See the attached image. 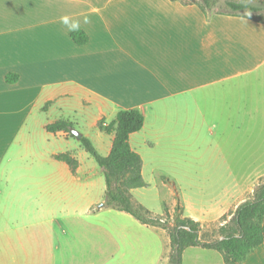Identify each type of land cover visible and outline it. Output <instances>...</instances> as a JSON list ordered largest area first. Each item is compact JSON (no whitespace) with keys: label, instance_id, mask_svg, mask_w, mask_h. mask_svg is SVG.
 Listing matches in <instances>:
<instances>
[{"label":"crops","instance_id":"0c3cea01","mask_svg":"<svg viewBox=\"0 0 264 264\" xmlns=\"http://www.w3.org/2000/svg\"><path fill=\"white\" fill-rule=\"evenodd\" d=\"M64 15L81 21L85 43L71 39L59 23ZM9 72L17 74L13 83L5 80ZM260 78L264 23L245 17H206L197 5L179 0H0V224L3 215L17 211L47 213L51 200L55 206L64 201L67 182H80V161L72 173L54 157L68 152L76 158L78 139L47 131V123L64 118L96 128L94 137L88 131L81 135L107 155L113 133L100 131L97 121L108 123L120 109H137L143 125L129 135V144L142 168L151 155L159 165L172 160L166 154L199 151L195 147L212 131L209 121L217 131L264 134V92L241 95ZM195 163L203 169L212 164ZM229 173L233 177L223 180L217 194L206 199L184 194L158 215L173 219L178 206L182 216L199 223L202 239L220 238L213 232L253 193L258 175ZM85 211L93 219L94 238L100 237L99 244L91 242L86 264H167L170 242L164 229L103 203ZM34 243L3 237L0 230V264H44ZM47 262L55 264V256ZM181 264L225 263L217 250L190 246ZM242 264H264V241Z\"/></svg>","mask_w":264,"mask_h":264},{"label":"rangeland","instance_id":"374dc122","mask_svg":"<svg viewBox=\"0 0 264 264\" xmlns=\"http://www.w3.org/2000/svg\"><path fill=\"white\" fill-rule=\"evenodd\" d=\"M181 1L188 2L190 0ZM252 84L253 87L241 91V95L243 94V97L247 94L253 95L254 91L258 89V96L263 97L261 96L264 92L263 78L256 81L257 85ZM209 122L212 131L202 137L203 141L200 142L199 147L194 146L195 150L200 148L199 151L191 154L189 152L166 154L172 157V160L161 162L159 165H155L152 155L145 157L142 171L146 186L134 189L131 192V201L137 206L141 204L142 210L149 216L166 219L164 215H158L163 212L164 205H169L173 200H179L180 203L184 194L189 197L197 194L203 196L204 199L210 198L224 186L223 180L233 177V175H229V172L235 173V176L244 173L246 175L253 173L252 176H254V172L257 171L254 188L264 182V134L234 135L229 133V129L225 132L217 131L212 126L213 121ZM73 128L79 133L88 131L92 137L97 131L96 128H85L82 122L78 126L73 125ZM68 136L76 139L70 134ZM203 145H209V150L204 151ZM98 152L101 155L105 154L102 153L103 151ZM75 155L82 166L80 182L74 185L70 182L66 183V197L63 202L55 206L56 202L51 200L47 213L26 215L21 213L22 211H17L14 214L2 216L1 235L34 240L33 250L39 251L35 255L39 256V260L44 261V264H48L47 261L52 256L56 258L55 264H86L92 259L89 251L91 242L94 239L98 244L100 242V237L94 238L91 232L90 226L94 222L85 209L87 207L93 209L104 202L103 173L94 158L82 147L75 151ZM27 158L29 159L30 156ZM204 160L210 161L212 164L209 167H204L205 169L200 163L191 165L192 162ZM221 161L223 163L218 164ZM253 163L258 164L257 169L249 167V164ZM202 172L210 174L206 176ZM227 175L230 178H227ZM250 197H252V193L249 195ZM19 204L20 202L17 203V208H19ZM167 220L172 222V219L168 218ZM29 225H33V228L31 229ZM218 234L219 230L213 232L215 237ZM32 235L34 236L32 237ZM211 239L216 238L211 237ZM203 240L209 239L203 238ZM111 246H114L113 242ZM144 247V250L148 252L149 249L145 245ZM59 251L63 252V261L59 260Z\"/></svg>","mask_w":264,"mask_h":264},{"label":"trees","instance_id":"16d2710c","mask_svg":"<svg viewBox=\"0 0 264 264\" xmlns=\"http://www.w3.org/2000/svg\"><path fill=\"white\" fill-rule=\"evenodd\" d=\"M179 1L197 5L206 17L212 14L232 15L264 23V0ZM70 37L77 44L85 43L88 39L82 30L70 32ZM5 80L13 83L17 80V74L6 73ZM143 120V114L137 109H120L108 123L103 119L98 120L96 126L100 131L113 133L110 150L104 156L86 136L81 135L78 140L79 145L94 158L102 170L105 181L103 205L122 210L143 224L164 229L170 242L167 264H181L182 252L190 246L217 250L222 254L225 264H242L245 256L264 241V182L254 188L252 197L237 205L228 223L219 227L221 238L203 240L200 237L199 223L182 216L178 206L172 222L162 217L149 216L131 201L129 194L131 189L146 186L142 176L141 157L129 144V135L142 127ZM70 128H73L72 122L64 118L45 125L49 132L64 131L75 137ZM54 157L66 162L71 172L75 173L78 161L70 153H60Z\"/></svg>","mask_w":264,"mask_h":264},{"label":"clouds","instance_id":"9594fccd","mask_svg":"<svg viewBox=\"0 0 264 264\" xmlns=\"http://www.w3.org/2000/svg\"><path fill=\"white\" fill-rule=\"evenodd\" d=\"M89 22V18L85 16L83 18V23L88 24ZM59 23L64 25L68 29V32L80 31L81 21L79 19H72L70 16L64 15L59 17Z\"/></svg>","mask_w":264,"mask_h":264},{"label":"water","instance_id":"95a60500","mask_svg":"<svg viewBox=\"0 0 264 264\" xmlns=\"http://www.w3.org/2000/svg\"><path fill=\"white\" fill-rule=\"evenodd\" d=\"M70 132L75 136L76 139H80L81 133H79L77 130H75L74 128H70Z\"/></svg>","mask_w":264,"mask_h":264}]
</instances>
